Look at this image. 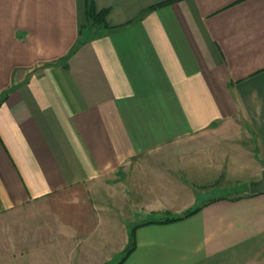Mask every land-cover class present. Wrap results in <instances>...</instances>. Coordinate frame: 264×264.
Listing matches in <instances>:
<instances>
[{"label":"crops","instance_id":"crops-1","mask_svg":"<svg viewBox=\"0 0 264 264\" xmlns=\"http://www.w3.org/2000/svg\"><path fill=\"white\" fill-rule=\"evenodd\" d=\"M170 1L0 0V264L261 260L264 0Z\"/></svg>","mask_w":264,"mask_h":264},{"label":"rangeland","instance_id":"rangeland-1","mask_svg":"<svg viewBox=\"0 0 264 264\" xmlns=\"http://www.w3.org/2000/svg\"><path fill=\"white\" fill-rule=\"evenodd\" d=\"M29 211L36 212V210H26L25 214L21 216L20 219L18 217L13 218V216H7L0 218V260H4L6 258H11L13 252L20 251L23 248H25V243H21L20 241L14 243L15 237L12 235V229L14 228H25L28 227V217H29ZM74 213V210L71 208H68L66 210V219L69 221L71 220L70 217H72V214ZM21 224V225H20ZM24 237H21L23 240ZM18 239V238H16ZM27 246V245H26ZM129 247V246H128ZM127 247V249H128ZM122 253V257L119 260H116L113 264H119L125 253L126 250ZM261 260L258 261L257 258H254V260H248L245 261L242 264H264V253L261 254Z\"/></svg>","mask_w":264,"mask_h":264},{"label":"trees","instance_id":"trees-1","mask_svg":"<svg viewBox=\"0 0 264 264\" xmlns=\"http://www.w3.org/2000/svg\"><path fill=\"white\" fill-rule=\"evenodd\" d=\"M178 1H181V0H172L168 3H166L165 5H170V4H173V3L178 2ZM107 14H108L107 11H103L101 13H98L96 11L94 5H89L88 10H87L88 23L93 28H109V26L106 22ZM199 211H200V208H197L194 211L188 212L183 216L167 218L166 220L162 221V223L163 224L176 223V222L182 221L186 218H189V217L195 215ZM134 250H135V242L132 240L128 249L126 250V253H125L122 261L119 264H123L131 256V254L134 252Z\"/></svg>","mask_w":264,"mask_h":264},{"label":"water","instance_id":"water-1","mask_svg":"<svg viewBox=\"0 0 264 264\" xmlns=\"http://www.w3.org/2000/svg\"><path fill=\"white\" fill-rule=\"evenodd\" d=\"M250 194L251 195L264 194V176L260 182L253 183L250 185Z\"/></svg>","mask_w":264,"mask_h":264}]
</instances>
